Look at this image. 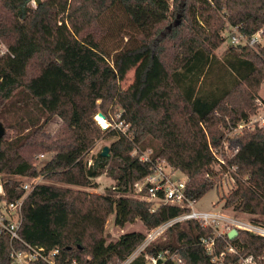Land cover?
I'll return each instance as SVG.
<instances>
[{"label":"trees","instance_id":"16d2710c","mask_svg":"<svg viewBox=\"0 0 264 264\" xmlns=\"http://www.w3.org/2000/svg\"><path fill=\"white\" fill-rule=\"evenodd\" d=\"M30 1L0 0V32L8 40V53L0 57V118L6 122L8 114L30 106L38 114L26 111L22 134L0 139V172L16 176L3 182L0 202L23 196L25 177L49 181L25 198L23 241L46 251L58 248L56 264H122L151 229L190 211L170 204L153 210L152 202L130 197L136 183L154 172L157 158L187 176L193 202L230 172L235 184L224 196L225 207L264 216V128L232 140L239 147L227 164L214 152L224 139L218 126L235 127L249 117L240 104L226 103L242 92L254 104L264 82V43L257 50L231 46L222 59L215 50L224 42L225 21L249 36L264 27V0H178L174 11L169 0H43L35 8ZM132 69L134 80L124 89L121 82ZM99 110L110 120L119 113L116 121L128 123L132 136L102 128L94 118ZM55 116L63 124L47 134L45 125ZM105 135L117 137L111 154L99 152L87 166L85 152ZM31 148L53 152L41 169L28 158ZM148 148L149 160L143 161ZM112 160L118 196L56 184L91 186ZM112 213L119 226L139 218L146 232L107 242L104 225ZM165 232V240L152 241L130 264H146V254L161 252L166 258L159 264H216L202 238H215L217 254L236 248L227 261L264 256V236L249 230L230 239L188 219ZM12 245L25 248L18 240ZM12 245L0 232V264H12Z\"/></svg>","mask_w":264,"mask_h":264},{"label":"rangeland","instance_id":"374dc122","mask_svg":"<svg viewBox=\"0 0 264 264\" xmlns=\"http://www.w3.org/2000/svg\"><path fill=\"white\" fill-rule=\"evenodd\" d=\"M41 2L43 0H40ZM170 2V11H174V8L176 7V4L179 3L178 0H169ZM28 6L31 8H35L37 5L36 0H31L28 3ZM174 19V18H173ZM172 19V21H173ZM225 20V17H224ZM234 25H231L228 21H225V27L222 31V35L224 36V42L220 45L219 48L215 50V54L217 57L222 59L226 54L229 48L232 45L231 37L235 33L233 30ZM7 37L0 32V57L6 55L8 53V44H7ZM110 42V41H109ZM253 49L257 50L258 47L255 46ZM31 74H35L37 72L36 66L32 67L30 69ZM134 69L129 71L127 74V77L125 80L121 82V87L126 89L128 86L133 82L134 80ZM258 96V98H257ZM256 99L254 100V104L250 106L251 101L247 104L249 101V98L242 92H238L237 95H235L231 100L227 101V106L232 108V103L230 101L235 102L236 104H240V107H244L245 111L249 113V117L246 120H241L237 126H232L231 123H229V127H224L223 125H219V129L224 133V139L222 141V144L218 148H214V152L220 161V163L227 164L228 158H230L235 150L239 147L238 144L233 142L232 140H235L238 136H242L247 131H254L258 128H264V82L261 84L259 91L257 93ZM100 101H98L99 103ZM21 107L24 105L21 104ZM254 106V110L252 111V107ZM30 111V113L34 117H38V114L33 110L32 106H30L28 109H20L16 113H10L7 115V119L3 121L0 118V121H3L4 125L6 126V138L8 137L9 140H12L13 138L17 137L18 135L22 134L20 130V123L22 125L26 124V121H23V117L25 116V112ZM121 107L116 108V112H120ZM34 112V113H33ZM100 110L98 111V113ZM98 113L96 116H98ZM119 114V113H118ZM116 115V114H115ZM113 115L114 120L116 121V116ZM95 116V117H96ZM223 116V112L220 111L218 117ZM94 117V118H95ZM227 120H229V117H226ZM96 120V118H95ZM111 123H114V120L108 119ZM9 121V122H8ZM97 121V120H96ZM42 120H40V123ZM98 122V121H97ZM230 122V121H228ZM63 124L62 120L55 116L52 118L50 122H48L45 125V131L47 134L53 133L57 131L61 125ZM11 125V126H10ZM19 125V126H18ZM10 126V127H8ZM110 128H113V126ZM29 129L25 130L24 132H27ZM118 130V129H117ZM134 133V131L131 132V136ZM116 136H102L101 138L97 139L94 145L88 149L84 154L85 163L87 166H91L95 158L97 157V154L99 152H102L103 148L105 146H108L110 149V145L112 141L116 140ZM140 151V150H139ZM138 151V152H139ZM29 154L28 158L29 160L39 169L43 167L46 161H48L52 155L53 152L40 150V149H28ZM137 152V153H138ZM147 152V154H151L152 150L148 148L146 151L141 152L144 153ZM44 155L43 157L41 155ZM111 154V152H110ZM166 162V161H165ZM163 172L166 174V178H184L185 174L181 173L180 170L170 166L167 162L162 165ZM215 169H220L221 166L218 163L214 164ZM117 162L111 161L109 166L103 171V173L94 178L92 180L91 186H77V185H69L65 183L57 182V185L66 186L73 188L75 190H82L86 191L92 194H100V195H112V196H118L115 186L117 184V180L115 178V174L117 172ZM231 171H234V167L230 169ZM8 178H16V176L0 172V192H3V182L7 180ZM40 180L39 182H49L43 175L39 176ZM234 179L231 177L230 172L226 173L225 175H222V180L219 182V186L210 190L206 195H204L199 201L194 202V209L199 211H216L220 212L227 218L224 220H220L216 227L215 232H219L220 234L227 236L228 233L232 229L239 230H248L247 225H256V226H263L264 224H256L254 223V219L263 221L264 223V216H260L257 214H250V213H243V212H237L234 211L232 207H225V199L224 196H226L229 191L234 187ZM143 182H137L135 185V188L133 192H131L130 197L134 199H144L147 196L146 189L143 188ZM154 208H157V202H152ZM146 227L143 225L142 221L137 218L133 222L126 223L124 226H119L115 222V213H112L108 216L106 223L104 225V236L107 240V242L116 241L122 234L130 232V231H141L146 232ZM250 231V230H249ZM167 238V234L164 231L161 235L157 237L158 241L165 240ZM262 262H264V256L259 257Z\"/></svg>","mask_w":264,"mask_h":264},{"label":"built area","instance_id":"2783aa9c","mask_svg":"<svg viewBox=\"0 0 264 264\" xmlns=\"http://www.w3.org/2000/svg\"><path fill=\"white\" fill-rule=\"evenodd\" d=\"M227 16V13H225ZM233 30L235 33L231 37L232 45L235 46H249L255 47L257 44L264 43V27L256 31L251 36L242 32L238 26H234ZM120 114H116V118ZM98 123L102 128L106 129L110 126H113V129H118L122 133L129 135L130 125L124 120L115 121L111 123L108 118L105 116L103 119L106 124H103L100 121L99 116L95 117ZM137 153V150L134 151V154ZM44 156L43 154L41 155ZM150 154L144 152L141 154V160L148 161ZM165 160L157 158V165L154 172L149 175L147 178L142 180L143 188L146 189L147 196L142 199L149 202H157V205L161 204H170L185 208H190L189 212H185L180 216H177L162 225L151 229L147 235L144 242L141 246L131 254L122 264H130L139 254L145 251V248L159 235H161L167 228L172 226L177 222H181L188 219H197L204 226H211L215 229L217 223L220 220L227 218L220 212L216 211H199L194 209V202L187 196L186 188L188 183V178L185 175L184 178H166V174L163 172L162 165L165 164ZM39 177L28 178L25 177L22 179V186L25 190L24 195L17 199L16 201L0 202V232L6 233L10 236L11 245L14 241H21L25 248H16L12 245L11 251V262L12 264H30L31 262L37 260H43L48 264H56V256L59 252L58 248H55L51 251H46L44 248L32 246L31 244L22 240L19 235V229L22 224L23 219V204L27 195L34 189V187L41 183L39 182ZM3 189V188H2ZM2 192V191H1ZM155 208L153 207V210ZM248 230L264 236V227L256 225H247ZM216 235H221L219 232H216ZM201 242L206 246L209 254L212 255V261L216 264H264L260 258H256L254 255L242 256L239 255L237 260L227 261V254H238L236 248L233 246H228L227 249L219 254L215 253V238H202ZM146 264H159V260H164L166 254L161 252L157 256L146 254ZM70 264H79L75 259L72 260Z\"/></svg>","mask_w":264,"mask_h":264},{"label":"water","instance_id":"95a60500","mask_svg":"<svg viewBox=\"0 0 264 264\" xmlns=\"http://www.w3.org/2000/svg\"><path fill=\"white\" fill-rule=\"evenodd\" d=\"M37 5H39L41 3L40 0H36ZM99 118H104L105 115L102 112L98 113ZM6 134V127L3 124L2 121H0V139L4 137V135ZM102 156H109L110 155V149L108 146H105L101 152ZM239 234V231L237 229H232L229 233L228 236L230 239L235 238L237 235Z\"/></svg>","mask_w":264,"mask_h":264},{"label":"bare ground","instance_id":"6f19581e","mask_svg":"<svg viewBox=\"0 0 264 264\" xmlns=\"http://www.w3.org/2000/svg\"><path fill=\"white\" fill-rule=\"evenodd\" d=\"M100 121L103 123V124H106L105 120L103 118H100Z\"/></svg>","mask_w":264,"mask_h":264}]
</instances>
